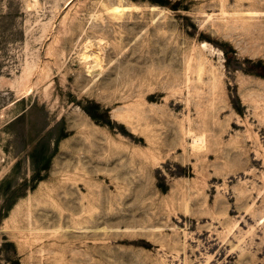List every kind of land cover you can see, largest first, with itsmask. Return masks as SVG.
Wrapping results in <instances>:
<instances>
[{
	"label": "rangeland",
	"instance_id": "obj_1",
	"mask_svg": "<svg viewBox=\"0 0 264 264\" xmlns=\"http://www.w3.org/2000/svg\"><path fill=\"white\" fill-rule=\"evenodd\" d=\"M0 264H264V0H0Z\"/></svg>",
	"mask_w": 264,
	"mask_h": 264
},
{
	"label": "bare ground",
	"instance_id": "obj_2",
	"mask_svg": "<svg viewBox=\"0 0 264 264\" xmlns=\"http://www.w3.org/2000/svg\"><path fill=\"white\" fill-rule=\"evenodd\" d=\"M86 46H87V45H86ZM88 46L91 47L90 44H89ZM89 47H88V48H89ZM86 48H87V47H86ZM86 52H88V51H86ZM87 54H88V53H84L82 59H84V58L86 57L85 55H87ZM84 56H85V57H84ZM196 142H197V141H196ZM196 142H194V143H196ZM198 143H199V142H198Z\"/></svg>",
	"mask_w": 264,
	"mask_h": 264
}]
</instances>
